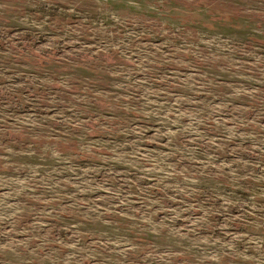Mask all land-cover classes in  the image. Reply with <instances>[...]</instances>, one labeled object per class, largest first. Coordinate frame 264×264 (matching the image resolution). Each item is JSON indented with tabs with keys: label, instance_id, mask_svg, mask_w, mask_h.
<instances>
[{
	"label": "rangeland",
	"instance_id": "obj_1",
	"mask_svg": "<svg viewBox=\"0 0 264 264\" xmlns=\"http://www.w3.org/2000/svg\"><path fill=\"white\" fill-rule=\"evenodd\" d=\"M0 264H264V0H0Z\"/></svg>",
	"mask_w": 264,
	"mask_h": 264
}]
</instances>
